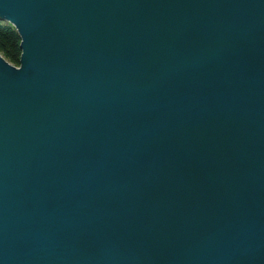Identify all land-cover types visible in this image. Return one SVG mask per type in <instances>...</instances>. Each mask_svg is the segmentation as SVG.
Returning <instances> with one entry per match:
<instances>
[{
	"label": "water",
	"instance_id": "95a60500",
	"mask_svg": "<svg viewBox=\"0 0 264 264\" xmlns=\"http://www.w3.org/2000/svg\"><path fill=\"white\" fill-rule=\"evenodd\" d=\"M0 264H264V0H0Z\"/></svg>",
	"mask_w": 264,
	"mask_h": 264
},
{
	"label": "trees",
	"instance_id": "16d2710c",
	"mask_svg": "<svg viewBox=\"0 0 264 264\" xmlns=\"http://www.w3.org/2000/svg\"><path fill=\"white\" fill-rule=\"evenodd\" d=\"M20 37L9 25L0 22V53L10 64L18 67L21 55Z\"/></svg>",
	"mask_w": 264,
	"mask_h": 264
},
{
	"label": "bare ground",
	"instance_id": "6f19581e",
	"mask_svg": "<svg viewBox=\"0 0 264 264\" xmlns=\"http://www.w3.org/2000/svg\"><path fill=\"white\" fill-rule=\"evenodd\" d=\"M3 57V56H2ZM4 58V57H3ZM5 59V58H4ZM6 60V59H5ZM19 67V66H18Z\"/></svg>",
	"mask_w": 264,
	"mask_h": 264
},
{
	"label": "rangeland",
	"instance_id": "374dc122",
	"mask_svg": "<svg viewBox=\"0 0 264 264\" xmlns=\"http://www.w3.org/2000/svg\"><path fill=\"white\" fill-rule=\"evenodd\" d=\"M1 56H3L1 53H0Z\"/></svg>",
	"mask_w": 264,
	"mask_h": 264
}]
</instances>
